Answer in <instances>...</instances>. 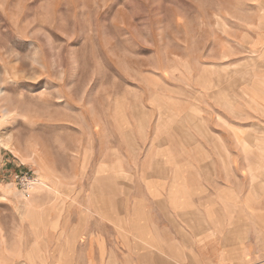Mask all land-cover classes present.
<instances>
[{
	"label": "rangeland",
	"instance_id": "1",
	"mask_svg": "<svg viewBox=\"0 0 264 264\" xmlns=\"http://www.w3.org/2000/svg\"><path fill=\"white\" fill-rule=\"evenodd\" d=\"M163 101L263 103L264 0H0V264L91 178H131Z\"/></svg>",
	"mask_w": 264,
	"mask_h": 264
},
{
	"label": "crops",
	"instance_id": "2",
	"mask_svg": "<svg viewBox=\"0 0 264 264\" xmlns=\"http://www.w3.org/2000/svg\"><path fill=\"white\" fill-rule=\"evenodd\" d=\"M163 105L146 108L132 177L91 178L55 230L17 232L11 264H37L32 250H59L42 264H264V101Z\"/></svg>",
	"mask_w": 264,
	"mask_h": 264
},
{
	"label": "built area",
	"instance_id": "3",
	"mask_svg": "<svg viewBox=\"0 0 264 264\" xmlns=\"http://www.w3.org/2000/svg\"><path fill=\"white\" fill-rule=\"evenodd\" d=\"M36 177L30 172H20L14 175V182L16 187L20 190L23 196H28L29 192L32 190Z\"/></svg>",
	"mask_w": 264,
	"mask_h": 264
},
{
	"label": "bare ground",
	"instance_id": "4",
	"mask_svg": "<svg viewBox=\"0 0 264 264\" xmlns=\"http://www.w3.org/2000/svg\"><path fill=\"white\" fill-rule=\"evenodd\" d=\"M35 182H36V180H35ZM34 186H35V183H34ZM33 189V188H32Z\"/></svg>",
	"mask_w": 264,
	"mask_h": 264
}]
</instances>
